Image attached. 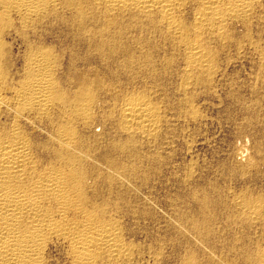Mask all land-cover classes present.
Returning a JSON list of instances; mask_svg holds the SVG:
<instances>
[{"label": "bare ground", "instance_id": "1", "mask_svg": "<svg viewBox=\"0 0 264 264\" xmlns=\"http://www.w3.org/2000/svg\"><path fill=\"white\" fill-rule=\"evenodd\" d=\"M141 219L264 264V0H0V264H143Z\"/></svg>", "mask_w": 264, "mask_h": 264}, {"label": "rangeland", "instance_id": "2", "mask_svg": "<svg viewBox=\"0 0 264 264\" xmlns=\"http://www.w3.org/2000/svg\"><path fill=\"white\" fill-rule=\"evenodd\" d=\"M15 44V45H14ZM19 49H20V45H19V43L17 42V41H15L14 43H13V53L14 54H18V51H19ZM140 89V88H139ZM210 108V107H209ZM207 108V109H205L204 110V113H206L207 115H209L210 117H215V119H213L212 118V122L210 123V124H208L207 126H205V127H203L202 128V130H201V135H210V136H219L218 134L220 133V135L221 134H223V131H221V129H220V126H221V123L219 122L220 121V119H221V115L219 114V112H217L218 111V109L216 110V107H214V108ZM214 112V113H213ZM218 117H219V119H218ZM218 120V122H217V120ZM213 121H215V122H213ZM214 123V124H213ZM218 123H220V125L218 124ZM219 126V127H218ZM206 131V133H204ZM211 131V132H210ZM213 132V133H212ZM204 133V134H203ZM198 149H200V148H198ZM143 191V190H142ZM143 219H141L140 221L138 220V221H136V220H134L135 221V223H134V221H131V222H129L130 223V225H129V227H131L132 225H134V228L136 227V228H138V229H136V230H138L139 231V235H138V241H140V243L142 244V242H145V243H143L142 245H145V246H142V250H141V254H140V256H137V257H139L140 259H143L144 257V259H143V264H152V262H151V260L149 259V257H148V253H146L145 251H147L148 250V247L150 246V241H148V240H146L145 239V230L146 229H150V231H152V230H154L155 232L157 231V230H155V229H157L158 228V226L156 227V226H154L153 224H152V222H151V220H147V219H144L143 221H146V224H145V222L143 223V221H142ZM140 222V223H139ZM128 223V224H129ZM134 223V224H133ZM150 225V228H149V225ZM139 225V226H138ZM142 225H144V226H142ZM148 225V226H147ZM146 226H147V228H146ZM142 227V228H141ZM144 227V228H143ZM151 227H152V229H151ZM133 228V227H132ZM146 228V229H145ZM160 228V227H159ZM142 229H143V231H142ZM141 231V232H140ZM142 233H143V236H144V238H143V236H142ZM146 242H148V243H146ZM148 246V247H147ZM144 247V248H143ZM163 249H164V251L165 252H168V251H170V246L169 245H164V247H163ZM167 249V250H166ZM143 254V255H142ZM138 258V259H139ZM59 259H61L60 260V262L58 261V263L57 264H65V262H64V259L63 258H59ZM63 259V260H62ZM63 263H62V262Z\"/></svg>", "mask_w": 264, "mask_h": 264}]
</instances>
